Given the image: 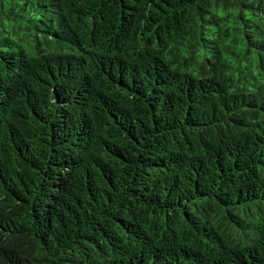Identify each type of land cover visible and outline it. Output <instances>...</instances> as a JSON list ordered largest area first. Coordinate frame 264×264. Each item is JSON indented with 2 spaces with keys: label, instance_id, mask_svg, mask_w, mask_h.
I'll list each match as a JSON object with an SVG mask.
<instances>
[{
  "label": "trees",
  "instance_id": "trees-1",
  "mask_svg": "<svg viewBox=\"0 0 264 264\" xmlns=\"http://www.w3.org/2000/svg\"><path fill=\"white\" fill-rule=\"evenodd\" d=\"M0 264H264V0H0Z\"/></svg>",
  "mask_w": 264,
  "mask_h": 264
}]
</instances>
